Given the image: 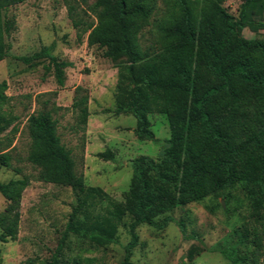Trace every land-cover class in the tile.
Masks as SVG:
<instances>
[{"label": "trees", "instance_id": "obj_1", "mask_svg": "<svg viewBox=\"0 0 264 264\" xmlns=\"http://www.w3.org/2000/svg\"><path fill=\"white\" fill-rule=\"evenodd\" d=\"M24 1L0 0V61L9 56L14 26L8 9ZM223 1L175 0L176 13L159 26L158 45L145 48L140 34L153 10L151 0H94L89 5L95 21L85 22L78 35L86 34L89 45L104 48V56L117 68L115 106L107 111L134 116L133 133L142 141L155 140L148 115L164 114L170 136L156 158L139 155L130 160L132 174L123 200L93 213L104 191L86 186L82 174H77L71 152L62 144L48 111L28 117L26 160L38 169L37 179L67 185L75 197L46 264H63L65 240L82 229L96 247L113 243L125 217L129 240L121 264H139L131 261L139 244V225L164 228L172 219L165 216L157 222L161 215L239 182L244 183L253 223L241 229L243 248L227 246L217 251L231 264H260L264 252V33L249 39L242 32L244 28L255 33L264 30V0H239L236 16ZM80 24V19L73 18L74 27ZM52 49V44L45 45L15 59L29 66L46 59L57 84L63 86L64 70L71 63L59 60ZM5 88L1 81L0 165L11 168L12 157L6 150L11 138L1 135L15 118L4 109ZM71 107L78 124L85 125L87 98L79 97ZM97 156L114 160L109 149ZM15 171L20 173L18 168ZM29 183L27 176L0 182V194L9 202L0 213V242L17 238L20 199Z\"/></svg>", "mask_w": 264, "mask_h": 264}, {"label": "rangeland", "instance_id": "obj_2", "mask_svg": "<svg viewBox=\"0 0 264 264\" xmlns=\"http://www.w3.org/2000/svg\"><path fill=\"white\" fill-rule=\"evenodd\" d=\"M93 1L26 0L8 9L14 26L9 36V56L0 61V82L6 83L4 109L15 120L1 135L11 138L6 150L12 157V166L0 165V182L27 176L30 183L20 199L17 238L0 242V264H25L27 260L31 264H46L75 204L69 186L38 180V169L26 160L30 147L27 119L31 114L40 111L51 114L62 144L71 152L77 174H82L86 186L104 191L93 213L102 212L109 202L123 200L132 174L130 160L139 155L156 158L167 145L170 130L164 114L148 115L155 140L142 141L133 133L134 116H115L107 111L115 106L117 68L104 56V48L89 45L86 34L78 35L85 22L95 21L89 9ZM151 3L152 13L140 34L143 48L158 45L159 26L177 11L175 0H151ZM223 5L229 13L237 15L239 0H224ZM73 18L81 20L78 29L73 26ZM242 33L252 39L261 37L264 30L255 33L244 28ZM49 44L59 60L71 63L64 70L63 86L57 84L46 59L32 66L15 59ZM83 96L87 98L89 114L86 124L80 125L71 104ZM107 149L113 152L114 160L97 156ZM8 205L0 194V213ZM165 216L172 220L164 228L149 224L137 227L139 244L133 249L132 262L231 264L217 250L227 246L243 248L241 229L253 223L243 182L219 194L175 207L156 221ZM128 221L125 217L116 240L104 247L93 245L83 229L70 234L61 253L63 264H121L129 240ZM259 262L264 264V252Z\"/></svg>", "mask_w": 264, "mask_h": 264}]
</instances>
